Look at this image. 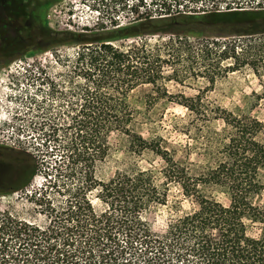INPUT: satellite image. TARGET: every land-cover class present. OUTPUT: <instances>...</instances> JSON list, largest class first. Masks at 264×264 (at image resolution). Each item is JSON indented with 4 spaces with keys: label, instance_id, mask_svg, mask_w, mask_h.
I'll use <instances>...</instances> for the list:
<instances>
[{
    "label": "trees",
    "instance_id": "1",
    "mask_svg": "<svg viewBox=\"0 0 264 264\" xmlns=\"http://www.w3.org/2000/svg\"><path fill=\"white\" fill-rule=\"evenodd\" d=\"M130 8H143V15L125 27L114 21L115 29L85 34L73 57V72L85 80L81 107L67 100L66 108L51 111L48 124L38 128L34 150L16 153L14 172L6 169V182L19 175L21 183L0 192L5 195L23 190L44 170L46 183L27 199L47 221L0 210V264H264V122L220 109L229 127L222 157L192 177L143 136L129 101L139 87L161 89L169 59L188 42L171 36L151 43L145 34H165L166 27L194 20L218 26L225 35L264 32V0H137ZM120 37L135 40L125 47L110 41ZM165 96L159 90L149 103ZM188 101L182 104L190 107ZM114 133L126 135L137 153L151 149L163 157V187L152 170L95 179V163L107 156ZM172 182L194 196L197 207L166 233H155L142 212L152 203L165 204ZM201 186L223 192L229 202L204 194ZM96 187L107 205L100 213L88 198Z\"/></svg>",
    "mask_w": 264,
    "mask_h": 264
},
{
    "label": "rangeland",
    "instance_id": "2",
    "mask_svg": "<svg viewBox=\"0 0 264 264\" xmlns=\"http://www.w3.org/2000/svg\"><path fill=\"white\" fill-rule=\"evenodd\" d=\"M135 1L0 0V147L8 149L2 154L7 171L14 172L10 165L15 164L16 153L34 150L40 141L38 128L48 124L51 111L66 108L67 100L81 107L78 93L85 80L73 72L74 55L85 44V34L115 29L114 21L120 27L136 22L144 10L133 11L130 5ZM42 28L54 33L38 34ZM165 29V34L145 35L151 43L171 36L188 42L169 59L161 89L147 84L133 90L129 101L143 136L197 177L222 157L229 127L219 116L220 109L264 122L260 98L264 94V32L225 35L222 28L196 20ZM134 40L110 41L125 47ZM159 90L167 96L149 103ZM186 99L191 108L182 104ZM109 144L107 156L95 163V179L108 181L118 172L152 170L163 187L166 162L161 155L151 149L137 153L123 134H112ZM44 183L42 169L23 190L0 194V210L44 224L47 217L27 199ZM168 188L165 204L152 203L142 212L145 223L159 234L197 207L195 197L185 195L179 183H169ZM201 190L229 202L221 191L206 186ZM99 194L100 187H96L88 198L100 213L107 205Z\"/></svg>",
    "mask_w": 264,
    "mask_h": 264
},
{
    "label": "flooded vegetation",
    "instance_id": "3",
    "mask_svg": "<svg viewBox=\"0 0 264 264\" xmlns=\"http://www.w3.org/2000/svg\"><path fill=\"white\" fill-rule=\"evenodd\" d=\"M7 148L0 147V192L9 188H13L14 186L21 183V176L16 175L14 179H10L8 182L4 180V175L6 171V164L4 160V156L2 155L4 151H7Z\"/></svg>",
    "mask_w": 264,
    "mask_h": 264
}]
</instances>
